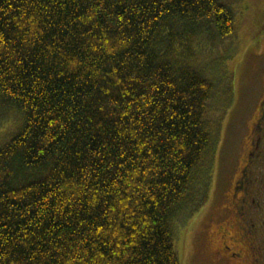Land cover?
Masks as SVG:
<instances>
[{
	"label": "trees",
	"instance_id": "trees-1",
	"mask_svg": "<svg viewBox=\"0 0 264 264\" xmlns=\"http://www.w3.org/2000/svg\"><path fill=\"white\" fill-rule=\"evenodd\" d=\"M235 1L0 0V264H182Z\"/></svg>",
	"mask_w": 264,
	"mask_h": 264
},
{
	"label": "rangeland",
	"instance_id": "rangeland-1",
	"mask_svg": "<svg viewBox=\"0 0 264 264\" xmlns=\"http://www.w3.org/2000/svg\"><path fill=\"white\" fill-rule=\"evenodd\" d=\"M233 9L235 33L229 39L230 42L226 39L223 41L232 45V48L224 45L227 48L225 62L233 69L231 102L218 129L213 178L207 199L189 219L177 241V252L182 264H252L250 261L241 263L237 258L227 260L229 252L222 246L223 243L227 244L235 251L234 247L238 245L245 253L248 252L245 242L236 244L230 238H237L241 234L238 226L242 223L244 227L243 216L255 223L256 232L250 233L248 238L253 243L254 256L264 264V224H260L263 216L258 214L255 217L254 208L248 204L239 210V214L235 201L240 196L246 197V194L242 189L234 192L232 189L233 181L238 180L239 170L245 165L250 143L256 144L255 152L259 149L261 156L264 153V137L259 145L255 140L252 141L254 122L264 97V0H236ZM257 157L250 163L249 169L244 170V173L247 170L249 177L257 169ZM247 182L248 192L252 189V183L250 180ZM261 205L264 212V202ZM219 224L228 230L226 239L219 238Z\"/></svg>",
	"mask_w": 264,
	"mask_h": 264
},
{
	"label": "flooded vegetation",
	"instance_id": "flooded-vegetation-1",
	"mask_svg": "<svg viewBox=\"0 0 264 264\" xmlns=\"http://www.w3.org/2000/svg\"><path fill=\"white\" fill-rule=\"evenodd\" d=\"M258 117H259V115L256 117V120L258 119ZM263 137H264V131H261L260 133L258 132L256 134V136H254V134H252V138L257 139L256 142L258 145H259V142L262 140ZM250 144H252V143H250ZM255 148H257V146ZM255 148H254L252 153H253V156H255L254 159H256V156H258L257 160L259 161L256 164L257 169L255 170V173L252 172L251 177H249V173H246L247 170L244 173V170L249 169V167L251 165V164L249 165V163H247V155L248 154H246L245 165L243 166V168L241 170H239L240 174H239L238 178L236 177L238 180L236 181V179H235L233 181L232 189H233V192L236 190L242 189V191H244V193L246 194V197L240 196V198H238L235 201V206H236L238 213L240 214L241 211H239V210L244 209L245 204H248L250 207H252V209L254 208L253 212L255 213V217L258 214L263 216L260 218V224H264V219H263L264 218V212H262L263 207L261 205V202H264V173H261V171H264V153L261 156L259 149L256 150V152H255ZM254 152H255V154H254ZM248 180H250V182L252 183V189L248 190V192H247L246 186H247ZM252 190H253V192H251ZM233 196L235 198H237V195L235 196L233 194ZM247 198H249L248 202H247ZM240 217H242V216H240ZM258 218H259V216H258ZM258 218H256V219H258ZM242 219H243L244 227L242 226V223L238 226L241 229L240 230L241 234L239 233L237 238L236 237H230V238L232 239L231 241H233L236 244H238L239 242L240 243L245 242L248 246V249H246L248 252L245 253L240 247H238V245L236 247H234L235 251H233V250H231V248L227 244L223 243V245H222L223 249L225 251L229 252V255H228L229 259H227V260H231V258H237L241 263H244L245 261H247V262L250 261L252 264H263L262 261H259V259L254 256L255 250H254L253 245H252L253 243L248 238V235L250 233L256 232L254 229L255 223L253 222L252 219H249V218L246 219L244 216L242 217ZM217 227H218L217 230H218L219 238L226 239V237H227L226 234L228 231L226 229V227L221 225V224L217 225Z\"/></svg>",
	"mask_w": 264,
	"mask_h": 264
}]
</instances>
